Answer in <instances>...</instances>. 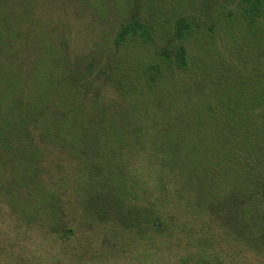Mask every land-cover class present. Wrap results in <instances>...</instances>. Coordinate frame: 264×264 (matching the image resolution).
Listing matches in <instances>:
<instances>
[{"label": "trees", "instance_id": "16d2710c", "mask_svg": "<svg viewBox=\"0 0 264 264\" xmlns=\"http://www.w3.org/2000/svg\"><path fill=\"white\" fill-rule=\"evenodd\" d=\"M61 1L0 0V206L20 225L41 229L63 244L82 230L81 219L92 233L102 223L108 242V237L124 239L131 232L149 234L151 240L156 234L167 236L180 243L177 234L184 233L186 244L180 243L183 252L178 253L183 264H244L238 254L252 258L249 264H262L264 0H238L243 31L254 42L250 53L243 56L248 43L229 48L233 56L225 59L224 70L200 77L191 74L184 45L170 52L165 49L163 61L145 67L135 90L137 100L122 81H116L118 67L74 57L69 33L64 35L59 25L50 26L51 34L58 33L56 41L51 40L55 62L40 59L31 71L35 45L27 38L21 44L13 38L23 36L26 26L28 31L36 27L37 12L49 11L52 16L75 4ZM8 25L9 37L4 32ZM174 28L179 39L193 31L183 16ZM152 35V26L138 12L122 22L113 42L120 45L140 36L147 43ZM102 75H107L104 80L111 87L116 86V96L106 94L98 82ZM142 84L153 101L147 94L142 97ZM115 119L166 124L154 135L152 147L142 140L147 136L141 139L145 148L164 154L158 160L164 163L153 160L150 166L164 179L153 185L149 173L147 192L141 189L139 177H128L130 166L136 171L138 163L123 161L121 155L129 150L126 144L107 137L108 124ZM73 121L74 126L69 124ZM174 123L180 125L170 130ZM142 129V125L133 128ZM180 138L194 140L179 150L175 140ZM161 164L180 170L178 189L194 210L184 207L179 214L164 202V187L170 195L172 190L163 183L169 175ZM117 192L125 199H116ZM164 208L175 219L165 215ZM17 249L14 238L1 231L0 264H22Z\"/></svg>", "mask_w": 264, "mask_h": 264}, {"label": "rangeland", "instance_id": "374dc122", "mask_svg": "<svg viewBox=\"0 0 264 264\" xmlns=\"http://www.w3.org/2000/svg\"><path fill=\"white\" fill-rule=\"evenodd\" d=\"M60 2L62 1L60 0ZM73 2H75L74 5H67L66 8L63 6L56 11L52 10L54 11L52 16L49 11L37 12L39 22L36 27H33L32 31H28L29 28L26 26L23 36L13 38L19 44L27 38L28 42L35 45L32 65L30 64L33 73L37 61L40 59H45L49 64L55 62L56 56L52 41H56L55 34L58 37V33L51 34V25H59L64 35L66 32L67 35L69 33L70 48L74 52V57L78 56L87 61L94 58L98 61L101 60L105 65L109 64V68L118 67V73L115 74L116 81L119 79L129 88V96L133 94L131 97H135L134 100L138 99L135 90L138 89L136 86L141 82L140 78L145 67L160 62L162 60L160 56L165 49L170 52L177 45H184L190 57L191 74L201 77L205 72L212 75L224 70L225 59L227 57L231 59L233 56L229 48H241L245 43H248L243 56L250 53L248 50L253 48L251 45L254 43L253 38L246 36V32L243 31L244 20L239 15L238 0H219V2L212 0H77L76 2L74 0ZM138 12L143 22L153 28L151 40L143 43L140 36H131L123 44L115 45L113 38L122 22L129 19L133 13ZM14 13L16 19L19 14ZM60 15L62 18L58 19ZM182 16L188 19L193 31L179 39L176 37L174 23ZM14 23L12 30L17 25L16 22ZM9 29H11L10 25L4 29V32H7L5 33L7 37L10 36ZM6 56V59L12 58L10 55ZM106 76L102 75L98 82L105 88L107 95L110 92L113 93L112 96H116L117 88L116 86H112L114 87L112 88L110 82L104 80ZM139 88L143 90L141 91L143 95H139L146 97L147 94L151 100L154 98L152 93L147 92L148 90L143 84ZM163 97L165 96L163 95ZM171 98V96L168 97L169 100ZM118 110L119 108L116 111ZM75 111L78 112V110ZM119 114L120 112L116 116ZM69 124L74 126L77 122L73 121ZM178 124L174 123L172 125L174 127L170 130L176 129ZM141 125L142 131L133 130V128H140ZM163 126L166 124L161 122L125 123L115 119L109 122L106 129L110 141L114 142L115 140L118 141L117 143L126 144L129 150L121 155L123 161L126 165H129L130 162L131 164L138 163L136 171H133L130 166L127 172L128 177L130 179L133 176L136 180L140 178L141 189L146 192L148 191L146 181L149 173H151L149 176L153 185L164 179L161 176L157 177L152 172L153 168L150 170L151 163L154 164L152 161L159 162L158 160L164 157V154L153 153V149L145 148L141 139L142 136H147L142 140L147 147H152L151 143L156 141L154 135H157ZM75 130L78 131L76 128ZM193 140L180 138L175 142L180 150ZM170 160L175 161V158L172 157ZM161 165L166 170L165 175L168 174L170 177L163 183L168 182L169 186L165 185L172 190V195H170L164 187L162 195L165 197L164 202L179 214H183L184 207L188 211L194 210L193 203L187 195L180 192V188L178 189V186L181 187L182 180L178 175L180 170L174 166L172 169L169 164ZM158 195V192L154 194L155 197ZM122 197L125 199L124 194L121 196L120 192L115 193L116 199H123ZM0 208V232H6L7 237L14 238L17 242V252L20 253L19 258L22 264L23 262H25L24 264H183L179 260L178 253L183 252L180 243L182 246L186 244L184 233L177 234L180 243L167 236L156 234L151 240L149 234L145 236L131 232H126L124 239L119 236L108 237V242L105 239L106 234L102 223L97 226L96 233L95 231L92 233L89 231L91 229L87 227L86 220L83 223L80 219L82 230L70 243L63 244L59 240H54L53 237L46 236L41 229H27L26 226L20 225L14 218H11L7 209L5 210L2 206ZM164 213L169 215V218L173 216L175 219L173 212L165 211ZM79 218L81 217L79 216ZM34 239H37L38 243ZM152 241L155 243L153 244ZM37 245L38 248H34ZM110 250H112L111 254ZM192 250L193 248H189V251ZM238 259L244 260V264H249L252 258L247 259L238 254ZM106 260L108 263H105ZM260 260L264 264V256ZM30 261L32 263H28Z\"/></svg>", "mask_w": 264, "mask_h": 264}]
</instances>
